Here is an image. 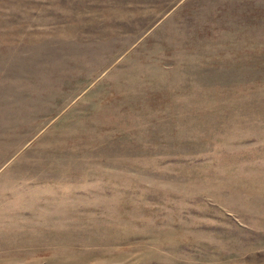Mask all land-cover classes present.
Instances as JSON below:
<instances>
[{
  "label": "rangeland",
  "instance_id": "rangeland-1",
  "mask_svg": "<svg viewBox=\"0 0 264 264\" xmlns=\"http://www.w3.org/2000/svg\"><path fill=\"white\" fill-rule=\"evenodd\" d=\"M0 264H264V0H0Z\"/></svg>",
  "mask_w": 264,
  "mask_h": 264
}]
</instances>
